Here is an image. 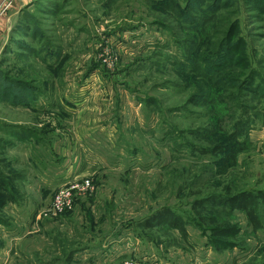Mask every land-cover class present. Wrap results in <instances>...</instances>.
<instances>
[{"label":"rangeland","instance_id":"1","mask_svg":"<svg viewBox=\"0 0 264 264\" xmlns=\"http://www.w3.org/2000/svg\"><path fill=\"white\" fill-rule=\"evenodd\" d=\"M148 1L25 0L0 17L12 18L0 36V248L35 229L52 239L40 244L56 249L58 264L73 249L81 252L74 264L264 261L261 199L254 205L260 229L228 203L193 204L218 202L224 187L229 196L264 192V13L248 1L238 13L259 73L252 85L258 93L247 91L245 100L260 116L252 145L220 173L219 156L194 148L202 141L188 132L207 123L206 109L187 102L191 90L173 72L178 37L151 23L164 19ZM53 51L59 56L49 57ZM17 91L27 103H16ZM84 179L92 187L69 209L43 215L57 188ZM163 208L180 218L186 237L144 226ZM218 228L234 235L213 237Z\"/></svg>","mask_w":264,"mask_h":264},{"label":"trees","instance_id":"2","mask_svg":"<svg viewBox=\"0 0 264 264\" xmlns=\"http://www.w3.org/2000/svg\"><path fill=\"white\" fill-rule=\"evenodd\" d=\"M247 1L259 12L264 13V0L148 1L151 10L164 19L158 22L153 20L151 23L161 25L178 37L176 44L180 57L172 63L173 72L182 82L180 86L191 90L187 102L206 109L207 123L188 132L193 135L198 134V139L202 141L194 145V148L201 154L219 156L220 173L233 166L237 156L252 145L250 132L257 126L260 116V111L255 110L245 100L247 91L257 92L252 89V85L259 76L258 68L254 66L256 52L253 50L255 56L252 57L246 53L248 50L245 49V37L241 34V22L238 17L242 4L246 5ZM171 20L172 24H170ZM48 55L59 56L55 51ZM1 81L3 82L4 79L1 78ZM6 82L36 92L34 87L27 88L26 85H18L16 81ZM259 86L260 84L255 87L259 88ZM260 89H264V86ZM259 95L264 99V92ZM24 96L17 91L13 99L16 97L17 104H25L28 99ZM233 106L235 111L228 117L227 114ZM260 110L264 115V106ZM18 128L26 133L34 132L33 128L25 126ZM224 190L226 192L218 202L215 198L209 202L206 198L199 199L193 202L194 208L203 209L207 205L205 203L211 207L221 205L222 201L224 204L228 203L231 209L244 211L253 229L263 227V222L254 208L259 199L264 204L263 190H244L233 196L228 195L232 192L228 187H224ZM160 225L177 230L182 237L187 236L184 224L169 208L156 210L145 219L146 228ZM227 231L213 229L212 235L213 237L234 235ZM211 241L214 243V240ZM216 241L220 243L219 240ZM261 264H264V261Z\"/></svg>","mask_w":264,"mask_h":264},{"label":"crops","instance_id":"3","mask_svg":"<svg viewBox=\"0 0 264 264\" xmlns=\"http://www.w3.org/2000/svg\"><path fill=\"white\" fill-rule=\"evenodd\" d=\"M17 2L25 3V0H17ZM9 16L5 18V20H0V36L6 34L8 30V26H6V21L10 22ZM251 138V137H250ZM252 140V139H251ZM37 221V220H36ZM38 222H34L37 224ZM45 228V227H44ZM35 229L29 230L26 234L20 237H11L8 238L9 242L18 243L19 246L16 248V244L13 248L11 243L6 246H2L0 248V264H58L59 259L56 249L47 250L44 248V245H41V241L48 242L52 239H47L48 237L44 234H39L37 232L33 233ZM40 237V239L36 238ZM47 237V238H46ZM85 252V251H84ZM83 252V253H84ZM76 250H69V252L61 257L65 259V264H74V259H76ZM20 256L22 260L20 262H16L15 257ZM34 258V260H32Z\"/></svg>","mask_w":264,"mask_h":264},{"label":"built area","instance_id":"4","mask_svg":"<svg viewBox=\"0 0 264 264\" xmlns=\"http://www.w3.org/2000/svg\"><path fill=\"white\" fill-rule=\"evenodd\" d=\"M17 0H2L0 3V17H2ZM91 184L88 179L71 182L68 185L57 188L54 197L50 204L43 211L45 217L56 216L63 213L72 205V200L75 195H81L91 189ZM121 264H139L132 260H124Z\"/></svg>","mask_w":264,"mask_h":264}]
</instances>
